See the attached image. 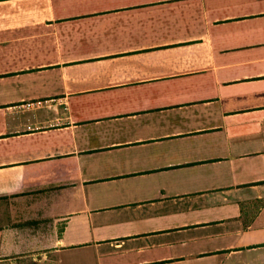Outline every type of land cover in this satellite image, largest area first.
I'll return each instance as SVG.
<instances>
[{
	"label": "crops",
	"instance_id": "obj_1",
	"mask_svg": "<svg viewBox=\"0 0 264 264\" xmlns=\"http://www.w3.org/2000/svg\"><path fill=\"white\" fill-rule=\"evenodd\" d=\"M0 264H264V0H0Z\"/></svg>",
	"mask_w": 264,
	"mask_h": 264
},
{
	"label": "built area",
	"instance_id": "obj_2",
	"mask_svg": "<svg viewBox=\"0 0 264 264\" xmlns=\"http://www.w3.org/2000/svg\"><path fill=\"white\" fill-rule=\"evenodd\" d=\"M44 101L41 100H35V101H29L25 103L26 107H31V106H39L42 105Z\"/></svg>",
	"mask_w": 264,
	"mask_h": 264
}]
</instances>
